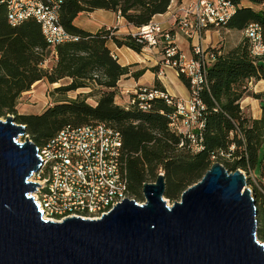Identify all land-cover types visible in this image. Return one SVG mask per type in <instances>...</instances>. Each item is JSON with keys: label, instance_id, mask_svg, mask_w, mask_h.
Returning <instances> with one entry per match:
<instances>
[{"label": "trees", "instance_id": "trees-1", "mask_svg": "<svg viewBox=\"0 0 264 264\" xmlns=\"http://www.w3.org/2000/svg\"><path fill=\"white\" fill-rule=\"evenodd\" d=\"M236 10L221 29L245 31L258 23L264 36V0H231ZM248 1L251 5H245ZM172 0H63L60 23L75 39L51 45L40 23L29 18L13 26L7 19V6L0 2V117L15 115L16 122L26 124L30 138L40 147L65 126L105 123L117 129L123 138V162L128 178V191L143 199V186L165 174V196L174 199L197 183L213 163L220 162L230 171L250 172L264 144V91L255 92L252 84L264 80V58L254 57L248 37L235 46L209 48L216 58L208 68L207 84L200 91L205 104L204 128L196 130V138L177 134L171 128L170 116L176 108L166 99L155 97L150 107L138 103H116L121 78L131 73L134 65H122L107 45L113 40L142 52L147 46L134 34L117 35L114 28L90 32L78 27L74 20L81 12L106 9L123 16L135 26L152 23L154 17L168 11ZM163 50L167 44L163 46ZM56 56L48 68L43 63ZM139 70L132 73L139 77ZM190 88L189 79L179 74ZM58 84V93L67 94L82 88L92 91L76 98L56 102L40 114H19L17 105L24 92L38 81ZM166 89L156 82L154 87ZM68 96V95H67ZM136 96L134 93L130 97ZM97 97L96 103L88 99ZM261 100L263 114L256 119L246 115L242 100ZM258 237L264 242V189L255 185Z\"/></svg>", "mask_w": 264, "mask_h": 264}, {"label": "water", "instance_id": "water-1", "mask_svg": "<svg viewBox=\"0 0 264 264\" xmlns=\"http://www.w3.org/2000/svg\"><path fill=\"white\" fill-rule=\"evenodd\" d=\"M42 164L27 125L0 117V264H264L242 169L213 163L172 205L159 174L144 184L142 204L125 198L100 219L57 222L32 196Z\"/></svg>", "mask_w": 264, "mask_h": 264}, {"label": "built area", "instance_id": "built-area-1", "mask_svg": "<svg viewBox=\"0 0 264 264\" xmlns=\"http://www.w3.org/2000/svg\"><path fill=\"white\" fill-rule=\"evenodd\" d=\"M1 2L6 4L7 19L13 26L34 18L40 23L51 45L75 39L60 23L63 0ZM235 10L236 5L231 0H189L180 7L173 25L187 39L198 41L192 48V56L181 51L173 41L170 30L159 23L152 22L138 28L134 35L145 41L147 46H157L161 42L167 44L163 50V65L189 79L190 97L183 100L166 91L143 86L133 92L136 96L130 97L127 104L138 103L141 108L147 109L153 98L166 99L176 108L170 116L172 130L195 139L196 130L201 131L205 126V104L200 98V91L207 84L208 68L216 58L209 50L211 47L203 46L202 39L210 29L225 27ZM244 35L249 39L251 54L264 58L261 26L258 23L250 24ZM52 58L56 56L52 55L43 63L45 68L50 66ZM39 155L43 164L32 180L41 186L32 196L47 220L61 222L73 216L100 219L125 198L136 200L128 191L122 135L105 123L65 126L39 147ZM244 172L248 177V173Z\"/></svg>", "mask_w": 264, "mask_h": 264}, {"label": "crops", "instance_id": "crops-1", "mask_svg": "<svg viewBox=\"0 0 264 264\" xmlns=\"http://www.w3.org/2000/svg\"><path fill=\"white\" fill-rule=\"evenodd\" d=\"M187 1L189 0H172L168 11L163 14L156 15L152 22L159 23L164 29L170 30L173 36V41L177 44L178 48L181 51L188 53V56H192V48L198 41L196 39H187L173 25L176 13L180 9V7ZM74 23L78 27L90 32H97L102 28H114L116 30L115 33L120 36L127 34H135L138 31V27L129 24L123 16L116 12L106 9H96L92 12H81L75 18ZM220 30L221 29H210L204 34L202 44L205 48L211 47L210 38L207 34L210 31L218 32ZM227 30L229 32L237 31L233 29ZM187 40L191 44V51L186 48L188 43ZM162 43L163 42L153 47L146 46L142 52L138 53L126 46H117L113 40H109L107 42V45L110 48L112 54L118 59V61L122 65H134L131 68V73L127 76H124L119 81L118 91L116 94V103H118L119 105H126L130 99L131 94L135 90L143 86L154 87L157 81H159L160 84L166 89V92L172 95L173 97L183 100H187L190 97V89L182 81L179 73L175 69L163 65L164 47ZM237 43L224 47H232L235 46ZM50 61L52 63H55V59L53 58ZM139 70H143L144 73L138 78L132 75V73H135ZM262 82H264V80L253 83L252 89H254L255 92H263L264 85H262ZM79 90H82L80 94H88L92 91L91 88H82ZM241 105L243 109L247 108V111H250V114L253 118H261L263 114V109L261 106L260 99L246 97L242 100ZM250 106H252L253 109H251Z\"/></svg>", "mask_w": 264, "mask_h": 264}, {"label": "rangeland", "instance_id": "rangeland-1", "mask_svg": "<svg viewBox=\"0 0 264 264\" xmlns=\"http://www.w3.org/2000/svg\"><path fill=\"white\" fill-rule=\"evenodd\" d=\"M245 5H251L248 1L244 2ZM210 38V45L211 49L216 47H223L229 46L231 44L237 43L244 38L243 31H231L229 32L227 29H221L218 32L210 31L208 34ZM188 41V40H187ZM164 46L165 44L162 43ZM190 42L188 41L186 48L191 51ZM214 46V47H212ZM186 49V50H187ZM185 54H188L184 52ZM53 63L50 61L49 65L51 66ZM68 80H64L59 84H50L47 80H42L36 82L32 87L31 90L24 92L21 97L19 98L17 110L19 114H40L44 112L48 107L53 106L56 104L57 101L66 99V98H76L78 95H85L80 94L82 90L70 91L67 94L65 93H58L54 90L55 87H58L62 84H66ZM264 82H262V85ZM68 95V96H67ZM97 97H92L88 99V102L91 104H95ZM255 102V101H254ZM251 109L252 106H250ZM245 108L244 112L246 115L251 116L250 111ZM13 115V114H12ZM15 116V115H14ZM4 119L5 117H1ZM21 141H24V137L19 138ZM252 171L247 172V186L252 189L254 195V187L255 185L264 189V144L262 145L259 156L257 159L256 164L251 168ZM255 197V196H254ZM169 205H172L175 201L181 199V195L174 199H170L166 197ZM145 200L144 196L142 200H137L140 203H143Z\"/></svg>", "mask_w": 264, "mask_h": 264}]
</instances>
